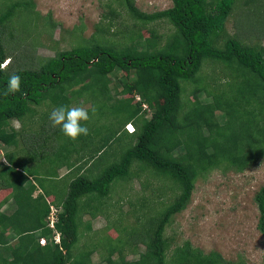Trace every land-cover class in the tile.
Here are the masks:
<instances>
[{
	"label": "trees",
	"instance_id": "obj_1",
	"mask_svg": "<svg viewBox=\"0 0 264 264\" xmlns=\"http://www.w3.org/2000/svg\"><path fill=\"white\" fill-rule=\"evenodd\" d=\"M112 1L105 26L98 24L83 37L85 26L74 25L71 46L51 45L54 55L42 57L36 54L41 32L50 36L57 25L50 12L42 15L33 0H0V64L10 61L0 70V155L6 145L24 144L23 156L6 151L8 164L0 161V264H237L188 240L172 247L165 231L186 208L198 179L216 169L243 171L264 157V0H171L168 8L154 12L140 10L134 0ZM118 9L125 10L132 26L120 28L122 20L112 30ZM163 24L169 29L157 33ZM147 28L154 37L144 36ZM115 71L119 84L111 78ZM12 73L21 77V90L6 96ZM86 102L94 126L104 131V144L90 148L93 155H82L84 135L66 138L62 145L45 143L44 136L56 134L43 116L34 120L36 107L45 104L49 113ZM128 122L133 132L125 129ZM71 151L73 162L68 161ZM101 159L114 161L101 171ZM29 160L35 162L31 167ZM64 166L67 172L58 177ZM143 173L159 182L148 190L160 203L150 219L138 212L136 227L123 224L119 233L110 214L97 230L83 220L101 215L92 207L112 195L111 184L124 185ZM66 178L67 185L59 186ZM8 200L15 207L10 214L1 210ZM47 200L61 209L59 244L39 243L52 233ZM254 201L264 247V184ZM97 235L109 237L78 246L79 238L84 242Z\"/></svg>",
	"mask_w": 264,
	"mask_h": 264
},
{
	"label": "rangeland",
	"instance_id": "obj_2",
	"mask_svg": "<svg viewBox=\"0 0 264 264\" xmlns=\"http://www.w3.org/2000/svg\"><path fill=\"white\" fill-rule=\"evenodd\" d=\"M111 1L112 0H33L36 10L41 12L42 15L50 12L52 19L57 23L50 36H48L47 32H41L39 38L42 45H37L36 54L42 57L53 56L54 50L50 48L51 45L60 49H68L71 46L70 40L72 39L69 30H71L74 25H79L81 23L85 26L82 33L83 37L90 36L96 29V25L105 26L108 19H110L108 16L109 10L107 4ZM134 3L142 11L154 12L169 7L171 5V0H134ZM113 4L115 6V3ZM118 10V17L113 18L112 30L116 27L114 24H119L122 20H124L125 23L119 24L118 26L120 28L132 26V21L126 15L125 10ZM241 18V14H239L238 18L236 16L237 21ZM250 24L249 22L248 25ZM17 29H21L24 33L23 26H19ZM157 29H159L157 32L159 33L166 32L169 28L163 24L158 25ZM154 33L155 32L149 28L143 30L144 36L154 37ZM260 43L264 46L263 38L260 39ZM123 73L124 72H122V74ZM119 75V71H115L111 74L113 83L119 84ZM82 106L87 108L90 106V103L86 102L82 104ZM36 108L38 111H36L37 113L34 116V120L39 119L38 115L43 116V120L45 119L50 129L49 132L53 135L56 134L54 137L49 136L48 139L44 136L45 143L50 144L55 141L62 145L66 138L68 140V137L61 134L59 126L55 128L52 127L51 122L47 119L51 112H45L49 110L48 107L43 104ZM104 109L106 108H103V110ZM94 119L95 117L90 115L89 121L86 122L89 129V137L84 136L83 141L87 140L86 144L90 146H86L85 144L86 148L84 149V153L86 155L87 153H94L92 149H96V147L104 144V131L94 126ZM40 120L42 121V119ZM17 125L20 126L19 122L12 120V126ZM80 137H83V135ZM90 148L92 149L90 150ZM14 150L15 152H20L18 149H11L10 151ZM111 150L112 148L108 147L106 152L109 153ZM26 154L29 155L28 153ZM21 156H23V154ZM74 156L75 155H72L71 158H68V161L73 162ZM101 161L105 160L101 159L97 161L102 171L109 164L113 163L114 159L110 160L111 162L106 161L102 163ZM32 163L35 162L29 160L26 165L31 167V165H33ZM65 171V168L60 169V173L62 174H64ZM145 177L150 178L143 173L141 176L134 175L133 178L124 185L120 182L115 186L111 184L112 195L109 194L108 197H104L103 199L99 198L94 205L92 204V209L102 212L101 215L93 219L84 215L83 220H90L91 226L97 230L103 228L107 224L108 219L104 214H110L109 216L111 217L109 218L115 221L112 229L117 230L119 233L124 226L123 224H133L134 227H136L137 220H135L134 223L133 221L138 212L141 214L142 211V213L146 215L145 217L142 214V217L147 218V220L150 219L152 213H157L160 209V203L155 200L152 201L148 190L157 189L159 182L154 178L146 180ZM67 182L68 178L61 179L58 181V185L61 187L66 186ZM263 184L264 157L243 171L227 170L223 172L216 169L210 172L205 178L198 179L195 182L186 208L175 214L171 224L166 228L165 235L168 237L171 246L173 247L175 244H180L188 240L194 247L200 248L205 253L217 251L226 260L237 262V264L241 259H243L244 264H264V247L261 234L257 229L259 211L254 201L255 193ZM170 193L169 191V194ZM1 197H3V195H1ZM86 198L91 197L88 196ZM86 198L83 199L86 201ZM118 199L120 201H118ZM157 200H160V198H157ZM132 203H134V205H131ZM116 217H118L119 220L116 219ZM145 218L142 219L145 220ZM142 219H140V222H142ZM120 221H122V224ZM81 229L82 228L79 229L78 235L82 238ZM104 236L109 237L107 235L91 236V238L84 242L79 238L77 244L80 247L83 245V248H87L93 246L92 244L97 240H101ZM115 244L118 245V242ZM139 248L143 250L144 246L139 245ZM132 257V255H129L127 259H131ZM93 259V261L96 262L98 257L95 255Z\"/></svg>",
	"mask_w": 264,
	"mask_h": 264
},
{
	"label": "clouds",
	"instance_id": "obj_3",
	"mask_svg": "<svg viewBox=\"0 0 264 264\" xmlns=\"http://www.w3.org/2000/svg\"><path fill=\"white\" fill-rule=\"evenodd\" d=\"M8 62L10 63L8 59H5L0 64V70H6ZM20 85H21V77L16 73H12L6 81L7 90L4 92V95L6 96L14 95L15 93L19 92L21 90ZM95 111H96V108L93 107L91 109V112L95 113ZM48 119L51 122L52 127L55 128L59 126L60 131L63 133V135H65L71 140H76L81 135L87 136L89 134V129L86 123H82V122H87L90 119L89 109L83 106H67V105L57 106L51 110V112L49 113ZM128 123L132 125L133 129L132 131H128L126 128L125 129L128 132H133L134 125L132 124V122H128ZM17 128L19 129V125H17ZM0 161L4 162L5 164H8L6 160L4 159V156H3V159ZM17 170L21 171V169L19 168H17ZM42 238H45V237H42ZM46 239H47V242H51V240H49V236ZM60 241H61V232H60ZM59 243H55V244H59ZM45 244H41V245H45Z\"/></svg>",
	"mask_w": 264,
	"mask_h": 264
},
{
	"label": "built area",
	"instance_id": "obj_4",
	"mask_svg": "<svg viewBox=\"0 0 264 264\" xmlns=\"http://www.w3.org/2000/svg\"><path fill=\"white\" fill-rule=\"evenodd\" d=\"M135 99H136V101L141 102L140 97L138 95H135ZM141 106H142V108L146 107L145 103H143V102H141ZM125 128L128 131H132V129H133V127L130 123L126 124ZM47 204L49 207V211H48V215H47V226L52 231V233L49 235V240L53 241V243H59L60 232L56 229V223L58 221V214L61 211V209L58 206L50 203L48 200H47ZM39 242L41 244H45L47 242V239L46 238H40Z\"/></svg>",
	"mask_w": 264,
	"mask_h": 264
},
{
	"label": "crops",
	"instance_id": "obj_5",
	"mask_svg": "<svg viewBox=\"0 0 264 264\" xmlns=\"http://www.w3.org/2000/svg\"><path fill=\"white\" fill-rule=\"evenodd\" d=\"M14 127V129H18L17 128V126H13ZM19 128H20V126H19ZM86 141L87 140H84L83 142H84V149L86 148V146H85V144H86ZM57 145V144H56ZM11 149H18V151H20V152H16V157L17 158H19V156H21L22 154H23V152H24V144H21V143H19V144H17V145H9V146H7L6 145V147H3L2 148V154L3 153H5L6 151H10ZM11 152V151H10ZM66 154V153H65ZM67 155V154H66ZM72 155H74V152H70L69 154H68V156H70V158L72 157ZM82 155H86L85 153H84V150L82 151ZM67 156V157H68ZM29 157V156H28ZM30 157H32V155H30ZM69 158V157H68ZM3 159V155H1L0 156V160H2ZM62 168H65L66 169V171H65V173L67 172V168L66 167H61V168H59L58 169V177H61V176H63L64 174H62V173H60V169H62ZM31 181H33L34 180V178L33 177H30L29 178ZM56 179H58V178H56ZM40 191V189H37V190H35L34 192H33V196H35L38 192ZM2 193V195L4 196L5 195V192H1ZM14 205L12 204V201H10V200H8L6 203H4L3 205H2V207H1V210L3 211V212H6V213H8V214H10L11 212H13V210H14ZM90 223H91V221H90ZM92 227V226H91ZM92 229L93 230H95L93 227H92ZM97 256V254L96 253H94V255L93 256ZM93 256H92V259H93ZM98 257V256H97ZM94 260V259H93ZM98 260H99V258H98ZM97 260V261H98ZM96 261V262H97ZM94 263H95V261H94Z\"/></svg>",
	"mask_w": 264,
	"mask_h": 264
}]
</instances>
